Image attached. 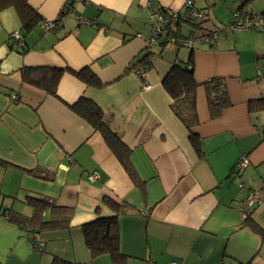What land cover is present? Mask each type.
Here are the masks:
<instances>
[{"label": "crops", "instance_id": "1", "mask_svg": "<svg viewBox=\"0 0 264 264\" xmlns=\"http://www.w3.org/2000/svg\"><path fill=\"white\" fill-rule=\"evenodd\" d=\"M67 1L27 0L44 22L58 24L26 33L24 54L10 48L9 36L21 28L19 15L12 7L0 12V161L6 165L0 167V211L30 218L33 208L26 199L32 198L48 199L71 215L68 231L36 236L43 244L39 252L24 227L0 216V264H50L52 256L76 264L100 258L99 264L107 263L108 255L91 257L82 234L85 224L114 214L105 200L130 206L117 217L126 264H264V241L253 231L264 230V112L251 113L247 106L264 96V78L255 77L264 68L259 35L264 33L227 34L213 44L196 42L191 50L167 47L163 40L148 48L154 12L183 11L185 0H76L60 19ZM232 1L230 11H264H258L260 4L249 10L255 0L243 6ZM193 3L207 14L203 27L209 29L215 24L208 16L211 0ZM74 15L92 25H79ZM190 53L195 81L222 78L232 102L211 120L207 92L202 86L196 90L200 123L193 132L205 158L196 155L161 85L171 64L187 62ZM146 55L145 67L128 69ZM24 67L88 68L108 85L95 90L65 73L54 98L21 82ZM139 68L144 77L136 74ZM80 97L111 119L131 150L134 176L100 133L68 108ZM244 159L246 169L235 175ZM251 193L259 198L249 206Z\"/></svg>", "mask_w": 264, "mask_h": 264}, {"label": "trees", "instance_id": "2", "mask_svg": "<svg viewBox=\"0 0 264 264\" xmlns=\"http://www.w3.org/2000/svg\"><path fill=\"white\" fill-rule=\"evenodd\" d=\"M249 0H240L241 6L245 5ZM76 0H68L60 13V19L70 13ZM9 7L14 8L20 17L21 28L18 32L21 40V46L17 48L19 54H24V36L35 27H41L43 19L33 10L27 3V0H0V12ZM194 8V6H193ZM64 10V11H63ZM157 10H162L157 9ZM156 10V11H157ZM196 10V9H195ZM235 10V9H234ZM230 11L231 13L234 11ZM201 14V18L193 21L178 22L171 27L169 34L177 36L183 40H192L193 37L199 40L200 37L211 29H223L227 26L213 24L209 29L204 28V24L208 23L207 14L204 11L196 10ZM242 15H255L250 12H245L242 7L236 9ZM259 15H264L263 13ZM56 25L58 21L51 22ZM9 40L10 37H9ZM196 43V41L194 42ZM193 43V44H194ZM199 43V42H198ZM13 49L15 42H11ZM165 45V44H164ZM180 46H177L179 48ZM193 48H189L190 50ZM192 53V51H190ZM190 53L187 62H174L171 64L170 70L163 77L161 85L168 97L170 98L169 108L174 116L180 121L188 132L189 142L199 158H205L206 154L201 149L200 138L193 132V128L199 125V118L196 112V90L202 86L207 92L209 116L211 120L218 119L222 113L232 107V102L226 92L225 83L222 78H211L203 84L199 85L193 77V58ZM149 55L144 56L143 60L139 59L134 65H131L129 70L134 67H145ZM68 73L78 80L83 82L87 87L102 90L108 83H102L88 68L78 72L72 71L69 68H53V67H24L20 70L21 82L38 88L48 96L57 98V87L62 76ZM248 110L251 113L264 112V96L247 103ZM78 117L83 119L90 127L100 133L111 153L117 158L122 167L134 176L129 165L130 148L127 147L121 140L120 135L113 129L111 119L106 117V114L98 107L96 103L85 97H80L78 101L68 107ZM6 165L0 161V167ZM46 178V177H44ZM106 204L110 205L113 215L107 217H99L98 219L82 226V234L84 244L93 259L102 255H108L111 264H126V258L120 254L118 248V231L117 217L129 208L126 202L121 204L113 200H105ZM26 204L33 208V214L30 218H26L12 209L0 211V216L12 224L19 227H24L30 234L29 240L35 244L36 236L46 233H55L68 231L70 228V210L53 205L48 199H32L27 198ZM48 219L45 220V215ZM36 223L35 227L31 222ZM32 227V228H31ZM253 231L260 235L264 241V230L253 228ZM43 252V251H42ZM50 264H76L66 261L57 256H52Z\"/></svg>", "mask_w": 264, "mask_h": 264}, {"label": "built area", "instance_id": "3", "mask_svg": "<svg viewBox=\"0 0 264 264\" xmlns=\"http://www.w3.org/2000/svg\"><path fill=\"white\" fill-rule=\"evenodd\" d=\"M193 0H185L184 2V9L183 11H174V10H157L153 14L152 18V24L150 25V31L148 36L145 38V44L146 46L152 47L157 45L161 40L164 41L165 46L167 47H177V46H184L191 48L193 46V43L199 42V43H206V44H213L217 39H224L227 37L228 32L235 33L240 31H254V32H264V15H242V13L238 11L232 12V23L228 25L227 27L223 29H211L207 33H204L199 40H196L194 37L192 40H183L181 38H178L177 36H173L172 34H169V31L171 30L170 26H173L174 24L178 22H185V21H193L198 20L201 18V14L198 13L193 8ZM75 20L79 25H85V26H91L92 22L88 20H84L82 17L74 15ZM57 27L56 25L51 22H45L42 24L41 29L43 31H51ZM10 41L15 42L14 44L16 47L21 46V40L18 32L12 33L10 36ZM138 38H141L140 35H137ZM136 74L139 77H144V70L139 68L136 71ZM256 79H262L264 78V68H260L256 70ZM145 90H149V85H144ZM12 98L16 99L17 97L15 95L12 96ZM247 161L244 159L241 162H239L234 170L233 173L235 175L241 174L247 166ZM91 178L94 176H90ZM258 196L256 193H251L248 196V204L249 206H252L255 202H258ZM51 202L50 200H48ZM30 244L32 246V249L34 251H41V248H43V244H32L30 241ZM170 264H176L174 262Z\"/></svg>", "mask_w": 264, "mask_h": 264}, {"label": "rangeland", "instance_id": "4", "mask_svg": "<svg viewBox=\"0 0 264 264\" xmlns=\"http://www.w3.org/2000/svg\"><path fill=\"white\" fill-rule=\"evenodd\" d=\"M254 0H252L253 2ZM211 7L208 13L210 22H215V25H220V26H227L230 21H232V13L230 12L228 5H231L233 2L232 0H211ZM258 4H260L262 7L258 9V11L261 9L263 11L264 9V0H255L253 4H251L249 10H254L251 7H255ZM212 27V26H211ZM236 34H241V35H246V33H254V31H240V32H235ZM233 33V35L235 34ZM264 33V32H263ZM228 34L232 35V33L228 32ZM264 37V34H259ZM264 127V125H263ZM37 240L35 239V245L37 244ZM101 257V256H100ZM47 258V257H45ZM106 258L107 263L105 264H111L109 257H103ZM103 260L100 258L97 262H93L92 264H99V261ZM49 262V260H48ZM47 264V263H46Z\"/></svg>", "mask_w": 264, "mask_h": 264}]
</instances>
